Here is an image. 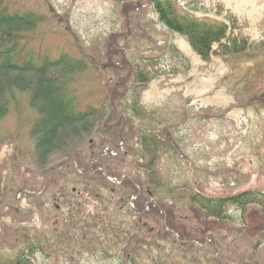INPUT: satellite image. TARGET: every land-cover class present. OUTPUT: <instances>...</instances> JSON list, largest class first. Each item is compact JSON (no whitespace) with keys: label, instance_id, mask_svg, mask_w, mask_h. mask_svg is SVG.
I'll list each match as a JSON object with an SVG mask.
<instances>
[{"label":"rangeland","instance_id":"obj_1","mask_svg":"<svg viewBox=\"0 0 264 264\" xmlns=\"http://www.w3.org/2000/svg\"><path fill=\"white\" fill-rule=\"evenodd\" d=\"M8 1L16 10L44 14L45 23L35 33L36 48H42L52 57L64 53L86 57L89 68L75 85L80 108L110 105L114 110L121 108V116L116 122L102 125L103 130L99 129L77 155L64 161L58 170L39 169L31 158L30 129L35 112L28 106L27 97L19 94L18 105L12 107L0 123V133L8 139L0 153V212L5 214L0 221L28 227L18 232L7 230V224L0 223V257L14 254V246L18 249L25 245L35 234L30 235V228L56 231L54 227L61 218L57 212H63V191L70 197H77L86 188L95 187V182L104 181L98 189L102 188L99 194L106 197L112 191H119L106 185L100 177L101 171L133 175L135 180L141 177L135 169V162L140 158L135 153L139 151L136 132L146 121L133 119L130 114L122 116L123 108L130 106L128 98L131 102L140 100L153 113L156 121L153 126L157 130L169 128L166 138L174 140L181 149L179 154L184 164L181 175L195 190L211 197L246 190L264 193V0H170L180 14L197 19L227 24H230L229 19H236L239 31L235 34L250 38L256 45L246 53L214 56L208 62L193 51L184 37L160 24L150 0ZM176 50L187 61L179 60ZM149 58L156 63L159 59L157 64L167 74L134 88L132 69L139 60ZM132 89L135 93L130 97ZM126 122L129 125H125ZM123 134L127 138L124 151L117 152V156L108 152L107 161L98 160L96 156L103 153L102 141L118 143V137ZM158 166L161 173L166 172V167ZM28 193L36 194V198L30 199L32 195ZM83 195L89 204L84 208L85 215H98L100 204L92 201L96 194L85 192ZM184 201L178 198V207L167 209V219L178 228L180 237L206 242L205 233L214 225L213 221L205 219ZM54 205L56 211L52 216ZM232 213L239 215L248 226L245 230L242 226L238 228L264 245V218L259 207H250L244 214ZM111 214V222L118 221L116 212ZM237 224L240 223L237 221ZM232 227L221 229L217 226L208 232V235L216 233L223 257L227 255L229 244L241 249L245 241L236 240L237 234L231 233ZM63 228L59 229L60 233L66 231ZM45 250L48 253L47 247ZM83 252L86 255H81V260L70 252L63 258L54 257L55 260L59 258L61 264H115L113 260L101 262L98 250L85 248ZM92 253L99 259L92 257ZM180 253L185 264H191L185 251ZM186 254L193 256L191 252ZM234 258L228 262L235 264ZM50 261L48 264H54ZM166 261L167 264L184 263L176 259ZM35 264L46 262L39 259Z\"/></svg>","mask_w":264,"mask_h":264},{"label":"trees","instance_id":"obj_2","mask_svg":"<svg viewBox=\"0 0 264 264\" xmlns=\"http://www.w3.org/2000/svg\"><path fill=\"white\" fill-rule=\"evenodd\" d=\"M150 2L160 24L168 31L184 37L193 51L206 62L214 56L229 57L246 53L256 46L250 38L235 34L236 30L239 31L236 19H229L230 24L201 20L180 14L170 0ZM45 20L42 13L16 10L8 0H0V123L8 116L11 108L18 105L19 94L26 96L28 106L35 112L30 129L33 142L31 158L37 168L54 171L64 161L77 155L99 129L103 130L102 125L116 122L121 116V108L114 110L110 105L102 108L90 105L80 108L75 85L89 68L88 61L83 55L75 57L66 53L52 57L42 48H36L35 33ZM231 23H234L233 26ZM175 54L179 60L187 61L178 50ZM158 61L159 59L157 63ZM157 63L150 58L139 60V64L132 69V86L135 88L140 83L151 82L166 75L161 70L163 67ZM134 93L132 89L129 96L133 97ZM130 100L128 98L130 106L123 108L122 116L124 113L130 114L133 119L146 121V125H141L136 132L139 151L136 150L135 153L140 158L135 162V169L140 172L138 174L141 177L135 180L133 175L113 173L111 170L101 171L100 177L105 180L106 185L119 191H112L106 197L99 194L102 188L98 189L104 181L95 182L93 185L97 188H86L77 197H70L63 191V212H57L61 218L54 227L56 231L47 229L42 232L35 231L37 227L30 228L28 232L30 235L35 232L34 236L20 248L14 246V254L2 255L0 264H35L39 259L46 264L50 259L54 264H61V260H55L54 255L63 258L70 252L78 255V260H81V255H86L83 252L85 248L98 250L101 262L113 260L115 264H167V259L173 262L175 259L181 260L184 262L181 264H185V258L179 256L182 255L181 251H185L184 255L191 260V264H231L228 260L232 257H235V264H264V245L260 240L254 239L253 235L245 234L247 224L239 215L232 213L238 211L244 214L247 209L256 206L264 218V193L246 190L227 196L211 197L195 190L191 182L184 180L181 175L184 171L183 160L179 154L181 149L174 140L166 138V135L169 136V128L157 130L153 126L156 124L153 113L140 100ZM113 117L115 119H111ZM125 125H129V122ZM118 140V143H114V140L102 141L103 153L96 156L97 159L107 161L106 154L111 151L116 156L117 152L122 153L127 138L123 134ZM7 142L8 139L0 133V153ZM158 164L166 167V172L161 173L162 169ZM99 165L102 163H98ZM123 175L126 176L124 179ZM1 179L2 175L0 198ZM122 187L124 190L120 191ZM85 192L89 195L96 194L92 201L100 204L98 215H85L84 208L89 205L88 199L83 197ZM35 198L36 196H30V199ZM178 198L188 201L205 219L213 221L214 225L209 226L205 233L206 242L180 237L177 234L178 228L172 226L167 219L168 210L178 207ZM112 207L118 220L115 223L110 219ZM55 211L54 205L52 216ZM4 216L0 212V217ZM217 226L221 229L233 226L231 233L237 234L236 240H245L241 249L233 248V243L229 244L227 255L223 257L216 233L208 235ZM238 226H242L244 230H240ZM5 227L18 232L21 229L25 231L26 228L10 225ZM61 227L66 228V231L60 233ZM46 247L48 253H45ZM190 252L192 257L186 254ZM172 254L175 258H172ZM91 256L99 259L94 253ZM222 259L227 260L223 262Z\"/></svg>","mask_w":264,"mask_h":264},{"label":"water","instance_id":"obj_3","mask_svg":"<svg viewBox=\"0 0 264 264\" xmlns=\"http://www.w3.org/2000/svg\"><path fill=\"white\" fill-rule=\"evenodd\" d=\"M0 223H6V224L14 226V227H20L21 226V225H14V224H12V223H10L8 221H5V220L0 221Z\"/></svg>","mask_w":264,"mask_h":264}]
</instances>
